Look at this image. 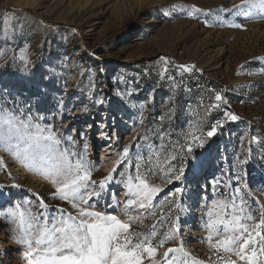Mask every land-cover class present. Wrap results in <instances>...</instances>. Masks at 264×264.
I'll return each instance as SVG.
<instances>
[{
    "label": "rangeland",
    "instance_id": "1",
    "mask_svg": "<svg viewBox=\"0 0 264 264\" xmlns=\"http://www.w3.org/2000/svg\"><path fill=\"white\" fill-rule=\"evenodd\" d=\"M240 2L0 0V103L25 109L34 119L43 116L41 123L61 129L64 136L72 132L73 150L84 155L90 179L97 182L87 192L101 193L90 199L85 194L88 203L81 207L91 205L90 210L122 221L138 217L131 222L133 234H148L155 226L152 241L161 264L164 251L179 247L184 251L168 257L176 264H223L212 245L239 232L208 226L232 214L251 213L253 219L241 223L253 235L264 234V227L252 228L264 210V14L257 8L241 14L248 9L233 8ZM181 90L189 92V99L178 122L172 99ZM207 106L218 111L211 127L205 120ZM212 127L216 132L208 137ZM124 146L129 152L122 158ZM62 147H68L67 141ZM149 157L154 174L147 175L148 182L162 191L147 210L136 212V205L125 215L127 181L136 176L138 163L146 174ZM0 158V222L7 227V253L29 264L23 256L26 246L13 239L19 232L11 231L10 210L19 203L26 226L29 215L59 220L77 209L53 196L51 179L3 143ZM181 169V179H173ZM109 174L101 190L99 181ZM233 201L237 207L243 201V213L233 212ZM253 247L257 264H264L258 238L249 254ZM218 255L247 264L223 248Z\"/></svg>",
    "mask_w": 264,
    "mask_h": 264
},
{
    "label": "snow or ice",
    "instance_id": "2",
    "mask_svg": "<svg viewBox=\"0 0 264 264\" xmlns=\"http://www.w3.org/2000/svg\"><path fill=\"white\" fill-rule=\"evenodd\" d=\"M242 6L248 9L247 12L241 13L243 15L247 16L253 8L259 9L257 14H264V0H241L240 4L234 5L233 8L240 12ZM233 26L241 27V25ZM181 67L187 68V66ZM215 99L221 101L222 97L217 93ZM25 111V109L7 108L3 103H0V143H3L5 149L11 151L14 156L26 161L29 168L49 177L51 182L56 185L53 196L68 201L73 208L77 209L75 215L68 213L62 215L59 220L47 217L41 219V214L29 215V222L26 226V214L21 210V205L17 203L10 210L9 214L14 218V227L11 231L19 232V235H14L13 239L16 243L26 246L27 251L23 253V256L29 261V264H145L146 259L150 264H161L160 260L156 259L157 246H154L152 241V237L157 235L155 226L148 234H133L131 222L138 217L129 216L127 221H122L116 215L90 210L91 205L81 207V204L88 203L84 198L85 194L90 199L101 193L87 192L89 184L95 185L97 182L90 179L91 171L84 155L73 150V146L77 143L75 136L71 131L67 136H64L61 129L54 130L53 125L41 123L44 120L43 116H36L34 119L30 112L25 115ZM226 116L232 121L238 119L232 113H226ZM215 132L216 127H212L207 132V136L212 137ZM79 135L82 137L83 133ZM65 141H67L68 147H62ZM86 148L87 145H85V150ZM188 151H191V145H189ZM128 152V146H124L122 158L127 156ZM78 155L79 158L73 162V157ZM155 155L157 158L159 157V153ZM171 158L175 159L174 156ZM148 161L150 166L146 168V174L141 173V165L138 163L136 176L129 177L127 181L125 215L132 206L136 205L140 209L147 210L151 206L153 197L162 191L160 186L150 185L148 182L147 175L154 174L151 157L148 158ZM0 162H2V158H0ZM169 170H171V166H169ZM121 175L123 176L124 173ZM181 175H183L182 169L180 175H173L172 178L179 180ZM110 179L111 174L99 181L101 190L105 188L106 182ZM133 179L135 183H133ZM167 182L171 183L172 179ZM179 191L178 189L177 192ZM132 196H135V199L129 198ZM77 200L80 203H76ZM40 204L42 208L47 207L43 201ZM231 207L234 213L244 212L243 201L239 207L233 201ZM17 215L20 217L18 220L15 219ZM224 215L228 216L227 206H225ZM260 215L261 220L252 225L253 229L264 227V210ZM244 219L251 220L253 217L251 213L247 216L232 214L230 219L215 220L208 226L213 231H217L222 225L225 233L230 230L239 232L238 236H227L212 245L213 254L217 255V259L222 260L223 264H237V261L231 259L230 256H219L220 248H223L225 253L234 252L240 261L257 264L256 248L253 247L250 254L247 251L249 247L256 244L257 238L261 245L259 252L264 255V234L255 231V235H253L249 227L241 223ZM169 238H171V232ZM158 243L162 246L164 240H160ZM183 251L182 247L168 248L162 253L165 264H176L174 259H168L169 254ZM194 264H204V262H194Z\"/></svg>",
    "mask_w": 264,
    "mask_h": 264
},
{
    "label": "trees",
    "instance_id": "3",
    "mask_svg": "<svg viewBox=\"0 0 264 264\" xmlns=\"http://www.w3.org/2000/svg\"><path fill=\"white\" fill-rule=\"evenodd\" d=\"M192 74H195L194 72L192 73ZM190 80H192L191 78H190ZM190 80H188V82L185 84V85H187L189 88H191V84H190ZM211 83H213L214 85H217V82L216 81H211ZM217 91H218V89H216ZM215 90V91H216ZM189 92H184V91H180L178 94H177V96L174 98V99H172L174 102H173V105L175 106V109H176V111H175V118H176V120L178 121V122H182V111H183V107H185V103H187L186 101H187V99H189ZM189 101V100H188ZM193 101V100H192ZM185 109V108H184ZM195 112H196V110H194ZM205 111H206V113H207V117H206V125L207 126H210L211 127V125L213 124V123H215V119L217 118V112L218 111H216L215 110V108H212V107H210V106H207L206 108H205ZM197 113V112H196ZM199 115V114H198Z\"/></svg>",
    "mask_w": 264,
    "mask_h": 264
},
{
    "label": "bare ground",
    "instance_id": "4",
    "mask_svg": "<svg viewBox=\"0 0 264 264\" xmlns=\"http://www.w3.org/2000/svg\"><path fill=\"white\" fill-rule=\"evenodd\" d=\"M154 198L155 196L153 197V199ZM135 210L136 212H140L143 209H140L139 207H137ZM6 228H7L6 223L4 221L0 222V264H22V263H19V260L16 254L13 253L12 255H9L7 253V248L9 246V243H8V238L4 234Z\"/></svg>",
    "mask_w": 264,
    "mask_h": 264
}]
</instances>
